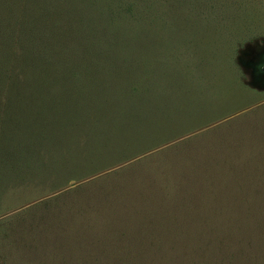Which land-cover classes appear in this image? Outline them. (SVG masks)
Returning <instances> with one entry per match:
<instances>
[{
  "label": "rangeland",
  "instance_id": "rangeland-1",
  "mask_svg": "<svg viewBox=\"0 0 264 264\" xmlns=\"http://www.w3.org/2000/svg\"><path fill=\"white\" fill-rule=\"evenodd\" d=\"M67 2L0 0V76L6 80L4 87H0V122L4 115L18 116L17 107L7 101L15 96L24 101L17 96L27 83L11 81L16 74L25 78L26 73L22 69L28 64L44 67V74L46 67L57 69L58 74V77L54 75L39 82L29 79L30 84L98 83L95 75L84 74L86 68L91 67L109 70L131 68L135 85L157 83L166 87L167 83H199L211 88L212 83L222 84V90L229 88V93L223 95L224 99L241 100L242 109L223 121L193 130L173 144L169 142L165 151L148 154V164L140 163L133 172L127 171L125 175L128 178L136 172L135 177L127 181L115 177L108 183H102L105 189L108 186L116 188L107 195H98V189H91L81 195L67 196L64 217L69 222L54 225L55 231L50 228L43 231L50 232L53 239L65 241L59 244L65 245L75 239L76 251L71 260L95 259V254L101 257L106 254V249L119 246V240L105 235L114 238L113 232L125 227L120 220L125 218L124 213L130 207L134 214L140 213L146 205L149 209L160 205L166 194L167 200L157 211L174 213L177 210L180 213L185 209L187 214L195 212L198 217L190 218L191 223L206 230L207 241L216 240V244L229 245V248L223 246L219 252H224L223 258L228 257L225 260L230 264H264V0ZM243 10L247 14L244 15ZM197 18H203L205 22L194 23L198 22ZM144 32L149 39L140 45L137 36ZM158 37L159 46H156ZM108 39L114 41L107 42ZM97 42L98 46H89V43ZM127 42L128 46L125 45ZM144 42L148 44L144 45ZM106 43L120 45L112 52L104 47ZM196 43L200 45V51L193 48ZM38 55L49 58H39ZM93 59L99 61L94 62ZM71 71L80 72L85 79L63 81L62 75L73 73ZM127 75L120 76L116 83L125 81ZM3 130L14 133L8 129L0 132ZM25 149L29 147L25 145ZM151 169H158V172ZM174 176H177L174 181L183 186L171 194ZM140 194H143L142 198H139ZM212 196L218 199L213 205ZM142 199L146 205L137 206ZM23 206L24 203H20L14 210L0 214V224L10 230L5 217L15 216L13 213L20 212ZM147 213L148 210L146 216ZM90 215V220L99 218L106 221V226L95 225L94 230H88L92 233L88 236L86 228L81 230L83 225L79 228L77 225L79 220L84 221ZM203 215L204 219L201 218ZM161 223H157L155 232L158 238L162 237L165 245L173 250L189 251L191 256L184 257L186 264L197 260L196 254L203 252L201 245L205 238L200 241L201 247H194L195 242L189 243L188 233H182L183 228L192 229L188 219L172 220L171 223L162 220ZM148 226L152 228L151 223ZM32 230H36L34 237L37 233L42 234L34 224ZM208 231L212 233L208 234ZM12 236L8 230L0 229V264H22L21 260L27 259L16 246L20 245V239ZM53 248L51 250L55 253ZM206 248L209 252L210 248ZM143 250H137L138 255L133 259L128 256L130 262L142 264V256H153L148 254L151 250L147 253ZM65 256L70 258L69 254ZM163 256L156 253L153 257L162 261ZM155 259L149 262L148 258L149 264H156Z\"/></svg>",
  "mask_w": 264,
  "mask_h": 264
},
{
  "label": "trees",
  "instance_id": "trees-1",
  "mask_svg": "<svg viewBox=\"0 0 264 264\" xmlns=\"http://www.w3.org/2000/svg\"><path fill=\"white\" fill-rule=\"evenodd\" d=\"M243 14L247 13L243 10ZM232 18L234 19L235 16ZM197 19L198 22H194L196 24L205 22L203 18ZM137 37L141 45L148 35L144 32ZM159 37L155 42L156 46H159ZM109 40L107 42L114 41ZM98 43H89V46H98ZM146 44L148 42H144V45ZM119 45L120 43H106L104 47L113 52L114 47ZM125 45L128 46L129 43ZM99 46L102 47L101 44ZM199 46L197 43L193 44V48L196 47L200 51ZM38 57L49 58L41 55ZM97 61L99 60H94V62ZM35 66L28 64L27 68L22 69L26 73L25 78H19L16 74L11 81L27 83V87L21 88L22 93L17 96L24 101H19L15 98L16 96L9 97L7 103L17 107L18 116L4 115V119L0 122V130L8 129L14 132L7 130L0 132V214L14 210L15 206L24 203L20 212L13 213L15 216H6L8 220L4 218L10 230L3 224H0V229L8 230L14 235L12 237L16 236L20 239V245L16 246L19 247V253L27 257L26 261H23L18 255L21 263L134 264L130 262L128 256L133 259L138 255L137 250L140 252L144 249V253L150 250L155 252H149V255L154 256L159 253L164 256L162 261H157L158 259L153 256H142V264H149L150 259L153 258H156V264H186L184 257L186 255L190 257L191 253L185 249L173 250L172 247H167L164 239L162 237L159 239L155 232L158 228L157 223L162 225V220L171 223L172 220L188 219L189 227L192 229L183 228L182 233L183 235L188 233L189 243L195 242L197 244L194 247H197L205 238L202 240L203 247L200 246L203 252L196 254L197 260L192 261L191 264H230L225 260L228 257L223 258L224 252H219L223 246L229 248V245L222 246L221 242L216 244V240L207 241L206 230L193 226L191 223V219L198 217L195 212L187 214L185 209H181L180 213L177 210L174 213L157 211L167 200L166 194L163 202L158 206H151V210L147 208L143 199L137 205H146L140 213L134 214L133 208L130 207L124 213L125 218L120 220L124 222L125 227L113 232L114 238L105 235L106 238L119 240V246L106 249V254L101 257L98 253L95 254V259L82 258L77 262L71 260L76 251L75 239L65 245L59 244L65 241L53 239L50 232L43 230L50 228L51 231H55L54 225L69 222L65 221L64 217V211L67 210L65 208L67 196L81 195L91 189H98V195L113 192L116 190L115 186L106 185L109 188L105 189L102 183H108L115 177L126 181L135 177L136 172L128 178L125 175L127 171L133 172V168L139 167L140 163L148 164L149 158L146 157L148 154L157 150L165 151L169 142L173 144L182 136L192 133L193 130L198 131L216 121L220 122L231 117L242 109V101L224 99L223 95L229 93V88L223 86L224 90H222V84L216 83L210 84L213 85L212 89L202 84L200 86L199 83H167L166 87L157 83L135 85L130 74L131 68H126L128 70L86 68L85 76L95 75L98 83H45L42 81L43 83L30 84L29 79L39 82L40 79L54 75L58 77L57 69L46 67L44 74L42 73L44 67ZM71 72L73 73L62 75L63 81L85 79L80 72ZM125 73L128 74L126 80L116 83ZM4 81L6 80L0 76L1 88L4 87ZM25 145L29 149H25ZM150 171L156 173L158 169ZM176 178L177 176H174L172 181ZM73 183L74 186L70 187ZM173 183L170 186L171 194L173 190L181 189L183 186L177 181ZM159 194L155 196L160 198ZM142 196L143 194H140L139 198ZM151 197L154 199L153 194ZM217 200L212 196L211 205ZM128 204L132 206V203L128 202ZM133 206L136 205L133 204ZM90 217L92 216H87L86 221L79 220L77 225L78 228L83 225L81 230L86 228L88 236L92 235L88 230H94L95 225L106 226V221L96 217L90 220ZM211 217L216 216L211 215ZM201 218L204 219V215ZM149 223L152 224V228H149ZM33 224L42 232V234L37 233V237H34L37 229L32 230ZM18 227L21 228L18 229ZM210 233L212 231H208V234ZM206 247L210 248L209 252H206ZM52 248L55 253L52 252ZM68 254L70 258L65 256ZM124 256L127 258L124 259ZM39 261L41 263H38ZM187 264H190V261Z\"/></svg>",
  "mask_w": 264,
  "mask_h": 264
}]
</instances>
